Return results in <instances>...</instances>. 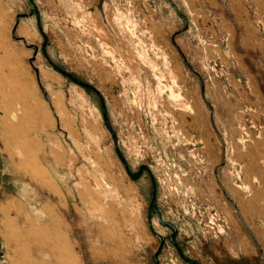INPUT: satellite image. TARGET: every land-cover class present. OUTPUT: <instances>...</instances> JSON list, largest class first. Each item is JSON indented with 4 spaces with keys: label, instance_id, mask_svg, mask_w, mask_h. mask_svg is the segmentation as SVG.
I'll return each instance as SVG.
<instances>
[{
    "label": "rangeland",
    "instance_id": "obj_1",
    "mask_svg": "<svg viewBox=\"0 0 264 264\" xmlns=\"http://www.w3.org/2000/svg\"><path fill=\"white\" fill-rule=\"evenodd\" d=\"M1 72L0 205L45 199L16 165L51 178L58 155L55 188H90L124 231L105 258L103 209L56 210L80 264H264V0H0Z\"/></svg>",
    "mask_w": 264,
    "mask_h": 264
},
{
    "label": "bare ground",
    "instance_id": "obj_2",
    "mask_svg": "<svg viewBox=\"0 0 264 264\" xmlns=\"http://www.w3.org/2000/svg\"><path fill=\"white\" fill-rule=\"evenodd\" d=\"M1 73L0 96L4 99L7 96V92L2 89V85L9 84V81L4 76L5 74H3V72ZM173 76L175 75L173 74ZM9 94L10 96H14L17 99L19 110L23 112L21 116H18L15 111L12 112V118H16L19 123L27 121L29 119V115L26 114V112L28 111V107L26 105V102L28 100V91H26L25 89H22L21 92L12 90V92ZM168 95L171 98H175L178 96L172 91H170ZM4 111L5 114L8 113V111H6L5 109ZM36 113L37 116L40 114V110H38L37 107ZM175 118H178V115H175ZM2 126L6 128L8 127V130L5 132V136H2L5 140H8L10 138L18 141V139L21 137H27L25 129L17 124H14L13 122L9 121L8 123L7 121L3 120ZM14 148L20 156L21 154L23 155L25 153V149L23 148L22 144L20 145V143L14 146ZM79 154L82 155V153ZM43 161L53 172V174H51V178H45V169L37 167L35 161L34 163H31V165L30 161L21 156L20 160L18 161L19 164L16 165L14 163L16 167L21 168L25 172H29V174H31L32 176L33 181L38 184L40 192H45L47 196L45 199L43 198V196H40L37 199L36 203L29 207V209L25 208L24 205L20 202L15 203L13 201H7L4 204L0 205V211L2 213V220L0 218V220L2 221L0 234L2 242L5 245L8 264H80L79 259L75 256V254L71 252L73 243L69 244L66 240L67 226L65 225L63 219L56 213V210L65 208L70 215V211L68 210V208L71 205V208L73 207L72 215H76L77 217L83 216L81 210H88L91 204L95 207H98V210H104L103 204L108 205L109 203L107 201H101V198L99 196L94 195L93 192L89 190L90 188H85L83 190L75 188L72 191L67 189V192H64L61 186H59V189L55 188L53 182L57 180L56 182L60 184L61 179H58V173H65L66 167L62 162V158L58 155H53L51 157L45 156ZM63 178L65 177L63 176ZM68 196H70V199L72 201L69 205ZM102 196L103 198H105L106 195ZM262 200H264V195ZM51 201L53 202L51 203ZM47 202H49V204ZM260 210L264 213V202L262 203ZM33 217H35L36 220H34ZM99 219L101 220H97V222L95 223V229L100 232V234L96 236V244H103L108 247L104 252H100L99 255L105 258L114 257L115 255L124 256V254L129 251V248L125 247L123 240H121H125L124 231L120 228V225L117 222L116 215L113 212L112 208H109L107 210L105 209L104 212L99 216ZM112 225L113 227H115V231L109 232L108 230H106L107 226ZM45 232H48L50 234L54 242L45 243L41 240V237ZM117 242L121 243L120 246H117V248L114 249L111 248V246ZM92 255H97L96 250L93 251L92 249Z\"/></svg>",
    "mask_w": 264,
    "mask_h": 264
},
{
    "label": "water",
    "instance_id": "obj_3",
    "mask_svg": "<svg viewBox=\"0 0 264 264\" xmlns=\"http://www.w3.org/2000/svg\"><path fill=\"white\" fill-rule=\"evenodd\" d=\"M158 219L160 220V217H159V215H158ZM175 231V228L173 227V232ZM172 238L170 237V240H171Z\"/></svg>",
    "mask_w": 264,
    "mask_h": 264
}]
</instances>
